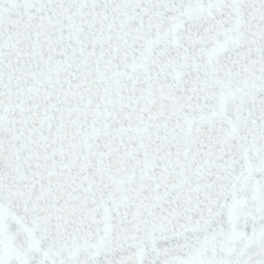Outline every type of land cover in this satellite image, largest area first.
<instances>
[{
    "label": "snow or ice",
    "instance_id": "1",
    "mask_svg": "<svg viewBox=\"0 0 264 264\" xmlns=\"http://www.w3.org/2000/svg\"><path fill=\"white\" fill-rule=\"evenodd\" d=\"M0 264H264V0H0Z\"/></svg>",
    "mask_w": 264,
    "mask_h": 264
}]
</instances>
